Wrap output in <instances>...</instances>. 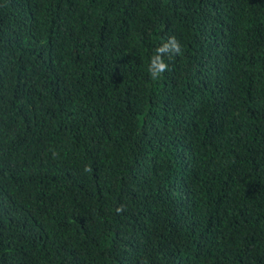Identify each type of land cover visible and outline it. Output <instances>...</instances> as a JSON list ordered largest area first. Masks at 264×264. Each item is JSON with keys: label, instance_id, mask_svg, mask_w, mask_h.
Instances as JSON below:
<instances>
[{"label": "trees", "instance_id": "1", "mask_svg": "<svg viewBox=\"0 0 264 264\" xmlns=\"http://www.w3.org/2000/svg\"><path fill=\"white\" fill-rule=\"evenodd\" d=\"M0 264H264V0H0Z\"/></svg>", "mask_w": 264, "mask_h": 264}, {"label": "clouds", "instance_id": "2", "mask_svg": "<svg viewBox=\"0 0 264 264\" xmlns=\"http://www.w3.org/2000/svg\"><path fill=\"white\" fill-rule=\"evenodd\" d=\"M166 54L169 56L181 54V46L179 41H177L174 36L169 37L167 42L155 49V52L149 62V73L151 79L158 80L163 73L168 71L169 65L164 60V56Z\"/></svg>", "mask_w": 264, "mask_h": 264}]
</instances>
